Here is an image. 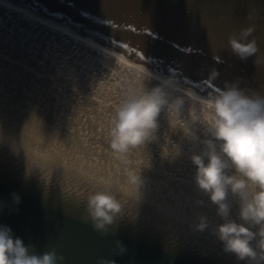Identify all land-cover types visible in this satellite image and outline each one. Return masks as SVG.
I'll list each match as a JSON object with an SVG mask.
<instances>
[{
    "label": "water",
    "instance_id": "obj_1",
    "mask_svg": "<svg viewBox=\"0 0 264 264\" xmlns=\"http://www.w3.org/2000/svg\"><path fill=\"white\" fill-rule=\"evenodd\" d=\"M9 1L105 44L152 72L172 76L202 97L226 83H235L248 94L264 95V0ZM250 12L251 20L246 18ZM105 18L116 27L107 26ZM250 24L256 26L248 39H256L258 64L256 56L240 60L227 43L229 35ZM212 69L218 76L209 83ZM32 94L26 106L39 99ZM7 100L0 99V226L9 227L30 253L54 249L64 257L62 264H97L100 257L115 264H247L223 251L211 231L223 221L194 182L190 157L202 150L204 130L194 124L199 141H192L171 127L173 120L163 111L156 139L124 157L110 148L109 135L104 140L94 137V131L108 134L112 124H104L109 118L90 117L107 118L112 113L100 115L86 105L80 121L56 106L63 118L50 125L40 117L12 116L7 108L11 100ZM68 122L73 130L57 126ZM81 135L90 146L76 144ZM173 144L180 155L166 156L165 149L170 151ZM133 173L142 181L139 192L128 182ZM103 188L120 200L122 216L101 237L81 216L83 198ZM13 194L19 196L18 204ZM227 202L230 218L242 223L236 198L229 194ZM200 215L210 223L203 232L193 227ZM117 240L126 249L123 254H113Z\"/></svg>",
    "mask_w": 264,
    "mask_h": 264
},
{
    "label": "clouds",
    "instance_id": "obj_2",
    "mask_svg": "<svg viewBox=\"0 0 264 264\" xmlns=\"http://www.w3.org/2000/svg\"><path fill=\"white\" fill-rule=\"evenodd\" d=\"M253 12L246 18L251 20ZM255 27L250 24L240 28L238 34L229 35L227 43L240 60L256 56L254 63L258 64L256 39H248ZM217 76L218 72L212 69L207 81L210 83ZM149 79L159 83L149 88L145 85ZM184 97L192 102L186 117ZM162 111L172 118L171 127L182 130L188 139L199 141L193 130L196 123L203 126L209 137L200 141L202 150L190 159L195 166V185L216 206V214L223 221L211 227L222 242L223 251L247 264H264V95L248 94L235 83H226L223 89L216 88L214 94L201 98L180 87L174 77L160 78L145 70L113 116L108 132L113 152L126 157L131 150L155 140ZM165 155H180L179 147L173 144L170 151L165 149ZM128 182L139 192L142 184L139 174H130ZM229 194L238 202L242 223L230 218ZM13 195L18 204L19 196ZM82 201L85 210L81 220L90 221L101 237L108 234L115 218L122 216V204L109 188L94 190ZM193 227L203 232L210 228V223L206 216L200 215ZM253 227L257 229L255 232ZM114 244L113 254L126 251L119 240ZM63 260L54 249L39 255L30 253L20 238L13 237L9 227L0 226V264H62ZM97 264H115V261L100 257Z\"/></svg>",
    "mask_w": 264,
    "mask_h": 264
},
{
    "label": "bare ground",
    "instance_id": "obj_3",
    "mask_svg": "<svg viewBox=\"0 0 264 264\" xmlns=\"http://www.w3.org/2000/svg\"><path fill=\"white\" fill-rule=\"evenodd\" d=\"M1 50L4 52L0 54V99L11 100H7L11 103L7 108L12 116L15 115L16 118L19 116L24 118L40 117L38 118L40 121L43 119L50 125H53L54 122H61L63 117L54 108L47 107L49 97L56 98L53 94L57 90H61L65 94H74L75 91L67 90L73 83H75L76 89L78 88L79 97H77L75 105L80 106L81 114L84 115L86 112L82 108L83 106L92 105L94 110L102 115L110 111L109 105L106 104L107 101H115L118 103L117 105H120L125 96L136 87L145 70L153 76L166 78L122 56L105 44L28 11L9 0H0ZM54 66L67 69L66 74H69V77L63 80L56 73L57 70L52 69ZM50 76L54 88L57 90L50 87L48 82ZM158 83L159 80L156 79L145 81V85L149 88ZM179 85L183 89L189 90L180 83ZM28 91L30 92L27 93ZM33 92L39 99L34 104L32 102L26 106L25 103L27 99H31L29 95H33ZM94 93L102 100L95 101L86 98ZM176 95L183 94L176 93ZM184 99V116L186 117L192 102L187 97ZM17 101L19 103L14 107L13 103ZM42 101L44 102L43 106L35 105ZM69 101L71 99L63 97L61 105L65 106ZM115 112H110L113 113L111 119L105 121L104 124H107L106 122L112 124ZM76 113L69 111L71 117L81 121V116L77 117ZM163 115L167 116L165 112ZM105 117L106 115L90 118L96 119L95 121L97 119L104 121V119L110 118ZM61 125L69 131L74 128L71 122L57 126ZM195 126L196 129H199L202 125L195 124ZM108 127L111 126L108 125ZM94 133V137L101 140H104V135H108L107 131L99 133L94 131ZM96 143L95 140H91V144L98 149L99 146ZM76 144L90 146L89 140H86L83 135L80 136ZM180 165L185 166L183 163Z\"/></svg>",
    "mask_w": 264,
    "mask_h": 264
},
{
    "label": "rangeland",
    "instance_id": "obj_4",
    "mask_svg": "<svg viewBox=\"0 0 264 264\" xmlns=\"http://www.w3.org/2000/svg\"><path fill=\"white\" fill-rule=\"evenodd\" d=\"M4 50V49H3ZM3 50H1L0 51V54H2L4 51ZM31 51V50H30ZM5 55V54H4ZM7 56V55H6ZM5 56V57H6ZM52 69H55V70H57V74H58V76L59 77H61L63 80H64V78H67V77H69V74H66V72H67V69H61L60 67L59 68H57V66H54ZM48 79V78H47ZM61 79V80H62ZM71 79V78H70ZM52 80V78H51V76L49 77V79H48V82H49V84H50V87H52V89H56V88H54V83L51 81ZM74 84L75 83H73V85H71V87H69V88H67V90L68 91H72V92H74L75 91V93L74 94H65L64 92H62L61 90H57V92H56V95H58L59 97H66V98H69V99H71V101H69V102H67V105H65L66 107H64L63 105H61L60 106V108L61 109H63V111H62V113H65L66 114V116H69V117H71L70 116V114H69V111L70 112H73V113H75V112H77L75 115L78 117V116H80L81 115V111L79 110L80 108V106H78V104H76L75 105V103H76V99H77V97H79L78 96V88L76 89V87L74 86ZM54 91V90H53ZM59 92V93H58ZM99 98L97 95H93V94H91L89 97H87L86 96V98L87 99H91V100H97V101H99L101 98H99V99H95V98ZM57 101H59V103L61 104V101H60V99H56ZM102 100V99H101ZM92 102V101H91ZM55 103V102H54ZM72 103V104H71ZM93 104V103H92ZM106 104H107V106L109 105V109H110V111L109 112H107V113H110V112H115L116 110H117V108H118V106L119 105H117V103L115 102V101H108V102H106ZM104 105V104H103ZM58 107H59V105H57ZM90 107L92 106V105H89ZM75 108V109H74ZM85 109H88V107H86ZM113 114V113H112ZM72 119V118H71ZM109 119H111V117L109 118ZM199 123H196V125H198ZM200 130H204L203 129V127L201 126L200 127ZM203 139H206V137L207 136H205L204 135V137L203 136H201ZM202 139V140H203ZM203 148V147H202Z\"/></svg>",
    "mask_w": 264,
    "mask_h": 264
},
{
    "label": "snow or ice",
    "instance_id": "obj_5",
    "mask_svg": "<svg viewBox=\"0 0 264 264\" xmlns=\"http://www.w3.org/2000/svg\"><path fill=\"white\" fill-rule=\"evenodd\" d=\"M104 23L109 27H116L115 23L110 19L105 18Z\"/></svg>",
    "mask_w": 264,
    "mask_h": 264
}]
</instances>
